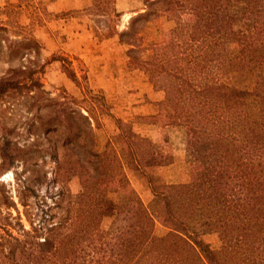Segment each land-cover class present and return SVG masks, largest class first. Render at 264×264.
Instances as JSON below:
<instances>
[{"label":"trees","instance_id":"16d2710c","mask_svg":"<svg viewBox=\"0 0 264 264\" xmlns=\"http://www.w3.org/2000/svg\"><path fill=\"white\" fill-rule=\"evenodd\" d=\"M112 6L113 0H93L87 12L104 16L110 9L118 18ZM143 6L118 34L119 41L127 48L129 67L164 93L158 112L169 125L184 129L185 145L201 173L152 188V210L130 192L110 229L99 232L107 204L101 183L117 176L122 182V167L157 166L155 147L118 120L127 152L118 153L109 143L98 152L92 115L82 113L75 100L50 98L44 91L38 77L44 64L35 60L39 43L32 37L7 41L9 56L26 52L34 58L0 79V99L29 96L38 111L49 107L45 116L35 115L31 128L52 138L46 147L32 142L14 150L3 142L0 159L8 166L21 164L26 173L48 157L56 186L43 196L23 186L16 190L17 202L7 190L0 192V264H264V45L249 43L251 33L264 28V0H144ZM182 14L192 17L183 24L186 40L141 59L144 27L158 16L182 24ZM240 23L245 29L236 31ZM4 32L0 26V41L7 40ZM226 41L237 42L243 51L255 50L261 59L234 54ZM64 69L78 82L73 71ZM71 176L80 181L77 194L64 186ZM45 179L46 174L33 181L38 186ZM165 217L173 220V229L157 236L155 220ZM201 222L213 227L217 247L191 233Z\"/></svg>","mask_w":264,"mask_h":264},{"label":"rangeland","instance_id":"374dc122","mask_svg":"<svg viewBox=\"0 0 264 264\" xmlns=\"http://www.w3.org/2000/svg\"><path fill=\"white\" fill-rule=\"evenodd\" d=\"M92 3L93 0H0V26L5 29L3 35L7 39L0 41V79L29 66L34 58L33 53L26 52H20L16 57L9 56L7 41L32 37L40 46V56L35 60L39 65L44 64L38 76L44 91L50 98L61 96L75 100L82 113L92 115L93 123H97L93 131L98 152L104 151L108 143L118 153L127 152V145L117 127L118 120L153 143L159 158L158 165L153 166L157 169H141V173L140 170L129 171L122 167V182L117 176L101 183L107 204L99 232L106 233L118 205L127 202L130 192H135L147 209L152 210L155 203L152 188L194 179L201 170L194 167L196 160L185 145L184 129L169 125L165 114L158 112L157 104L164 99V93L150 77L129 67L127 48L119 41L118 34L126 28L130 18L143 12L144 0H113L112 7L119 14L118 18L110 9L104 16L98 13L88 15L87 10ZM191 21L188 14H182V24H175L169 17L153 18L139 35L143 48L139 57L147 60L161 54L168 44L184 42L183 24ZM234 29L241 31L245 26L236 24ZM249 43L257 48L264 45V28L251 33ZM224 45L240 57L261 59L253 49L241 50L237 42L226 41ZM65 66L74 72L78 82L71 80ZM49 111V107L38 111L29 96L1 98L0 144L7 141L12 150L24 148L32 142L46 147L52 137L41 135L31 126L35 115L45 116ZM55 136L53 140H56ZM38 164L37 169L28 167L24 173L25 167L21 164L15 162L8 166L0 159V192L7 190L14 202H17L16 190H22L23 186L37 189L39 196L51 192L56 186L52 174L54 164L48 157L39 160ZM44 174L46 179L43 183L34 184L33 180H42ZM24 178L26 182L22 183ZM64 186L71 194H77L80 181L78 177L71 176ZM18 210L22 212L19 205ZM5 212L1 211L2 216ZM9 212L16 215L13 209ZM22 223L28 228L23 215ZM173 226L171 218H157L154 233L162 236ZM212 230V226L201 222L192 226L191 233L217 247L218 239Z\"/></svg>","mask_w":264,"mask_h":264},{"label":"crops","instance_id":"0c3cea01","mask_svg":"<svg viewBox=\"0 0 264 264\" xmlns=\"http://www.w3.org/2000/svg\"><path fill=\"white\" fill-rule=\"evenodd\" d=\"M152 169H157L156 167H149V168H145L144 170H152ZM139 172H143L142 170H140ZM144 175V174H143Z\"/></svg>","mask_w":264,"mask_h":264}]
</instances>
